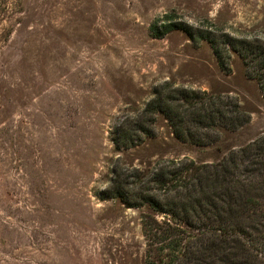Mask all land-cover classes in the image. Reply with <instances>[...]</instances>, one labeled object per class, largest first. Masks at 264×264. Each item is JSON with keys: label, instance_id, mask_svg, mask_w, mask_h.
Listing matches in <instances>:
<instances>
[{"label": "rangeland", "instance_id": "374dc122", "mask_svg": "<svg viewBox=\"0 0 264 264\" xmlns=\"http://www.w3.org/2000/svg\"><path fill=\"white\" fill-rule=\"evenodd\" d=\"M164 14L264 37V0H0V264H142L146 208L100 198L115 164L213 161L264 132L238 56L226 72L205 41L155 36ZM167 79L237 95L250 119L202 146L158 117L152 136L116 148L115 126Z\"/></svg>", "mask_w": 264, "mask_h": 264}, {"label": "trees", "instance_id": "16d2710c", "mask_svg": "<svg viewBox=\"0 0 264 264\" xmlns=\"http://www.w3.org/2000/svg\"><path fill=\"white\" fill-rule=\"evenodd\" d=\"M161 20L150 25L155 36L180 30L205 41L226 72L237 55L264 97V37L233 34L213 23L194 27L166 14ZM158 117L176 140L206 146L222 131L245 125L250 114L230 92L167 79L154 86L136 115L118 122L115 147L130 148L152 136ZM100 198L146 208L140 215L142 264H264V132L213 161L181 156L142 168L115 164Z\"/></svg>", "mask_w": 264, "mask_h": 264}]
</instances>
